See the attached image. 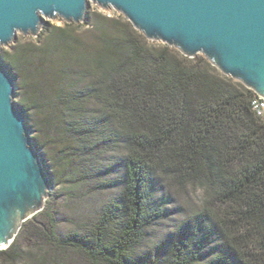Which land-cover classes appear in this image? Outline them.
Wrapping results in <instances>:
<instances>
[{
  "label": "trees",
  "instance_id": "16d2710c",
  "mask_svg": "<svg viewBox=\"0 0 264 264\" xmlns=\"http://www.w3.org/2000/svg\"><path fill=\"white\" fill-rule=\"evenodd\" d=\"M63 22L2 57L61 189L0 249V264H264L255 91L202 54L150 41L122 13ZM196 184L201 208L149 243L171 213L166 190ZM113 189L62 226L64 199Z\"/></svg>",
  "mask_w": 264,
  "mask_h": 264
},
{
  "label": "water",
  "instance_id": "95a60500",
  "mask_svg": "<svg viewBox=\"0 0 264 264\" xmlns=\"http://www.w3.org/2000/svg\"><path fill=\"white\" fill-rule=\"evenodd\" d=\"M89 1L116 9L148 39L203 54L264 97V0H0V46L18 31L36 35L45 18L83 21ZM15 86L0 61V249L43 209L49 185Z\"/></svg>",
  "mask_w": 264,
  "mask_h": 264
},
{
  "label": "rangeland",
  "instance_id": "374dc122",
  "mask_svg": "<svg viewBox=\"0 0 264 264\" xmlns=\"http://www.w3.org/2000/svg\"><path fill=\"white\" fill-rule=\"evenodd\" d=\"M87 10H90V13L94 12H101L108 16H117L119 12L110 7V8H103L100 5L93 3L91 1L88 2ZM84 20V19H83ZM47 23L63 25L64 22L61 18H45L41 22V27L39 32L35 34H23L22 32L18 31L16 37L8 44V45H1L0 46V61L3 65L2 57L13 50V47L19 41H25L29 38L35 39L37 35L43 30ZM83 21L77 22V24H81ZM86 27V26H85ZM85 27L81 28L83 30ZM150 41H157L151 40ZM161 42V41H160ZM201 54V53H198ZM203 55V54H202ZM218 68V67H217ZM219 69V68H218ZM220 70V69H219ZM221 71V70H220ZM14 72V71H12ZM222 72V71H221ZM223 73V72H222ZM16 74V73H15ZM227 75V74H226ZM230 76V75H229ZM234 78V77H232ZM236 79V78H234ZM238 80V79H236ZM240 81V80H239ZM13 101L15 103H19L21 101V92L19 87V77L16 74V86H15V93L13 95ZM25 112V111H24ZM28 124H29V137L31 139V144L36 148L40 161L42 162L44 168L48 173L49 177V185L46 192L47 197L53 192L61 189V186L57 184L56 177L54 175V168L52 163L49 159V154L46 153L45 148L41 146L37 141H35L36 131L34 130L32 125V117L30 112H25ZM115 190H109L106 192L101 193L100 195H90L87 197H79V198H71L67 201L64 199V216H66V220L62 223V226L66 228L67 223H71L70 220H77L78 216H82L87 214L88 209H92L96 207L101 199L106 198L110 194H112ZM60 192V191H59ZM166 193L169 194V207L171 209V213L169 216L163 220L158 221L152 228H151V238L148 242H153L161 238L162 236L166 235L171 229L175 227V225L187 216L189 213L194 212L201 208L202 201L204 199V190L200 184L190 185L186 190H178L175 188H170L166 190ZM84 212V214H82ZM23 225V224H22ZM21 225V226H22ZM20 230V229H19ZM19 232V231H18Z\"/></svg>",
  "mask_w": 264,
  "mask_h": 264
},
{
  "label": "built area",
  "instance_id": "2783aa9c",
  "mask_svg": "<svg viewBox=\"0 0 264 264\" xmlns=\"http://www.w3.org/2000/svg\"><path fill=\"white\" fill-rule=\"evenodd\" d=\"M252 109L259 115L264 117V97L255 92L251 100Z\"/></svg>",
  "mask_w": 264,
  "mask_h": 264
}]
</instances>
